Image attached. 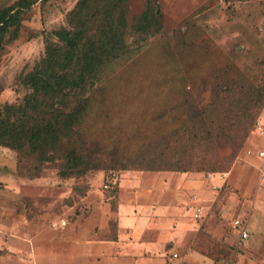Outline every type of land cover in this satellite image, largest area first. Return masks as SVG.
Returning <instances> with one entry per match:
<instances>
[{"label":"rangeland","instance_id":"374dc122","mask_svg":"<svg viewBox=\"0 0 264 264\" xmlns=\"http://www.w3.org/2000/svg\"><path fill=\"white\" fill-rule=\"evenodd\" d=\"M16 1L0 0V9ZM78 1L37 3L23 14L18 38L0 52L2 105L30 93L24 77ZM150 4L163 31L143 38L132 26ZM127 10L131 52L91 93L57 159L20 162L0 146V264H131L115 249L126 245L133 264H160L161 251L169 264H264V106L238 139L216 141L203 171L139 167L155 141L195 120L222 135L238 109L224 93L241 91L254 104L264 87V0H128ZM73 147L86 148L95 167L66 179L60 171Z\"/></svg>","mask_w":264,"mask_h":264},{"label":"trees","instance_id":"16d2710c","mask_svg":"<svg viewBox=\"0 0 264 264\" xmlns=\"http://www.w3.org/2000/svg\"><path fill=\"white\" fill-rule=\"evenodd\" d=\"M49 1L18 0L0 9V52L18 38L23 14L37 3ZM127 4L128 0H79L68 14V25L52 32L44 56L24 77L22 84L30 93L18 104L0 102V146L17 152L20 162L24 156L39 164L54 162L63 141L73 136L87 115L90 95L107 78L109 67L131 52ZM132 29L143 38L162 33L161 18L151 4ZM3 90L0 82V96ZM255 92L253 105L245 103L241 91L223 94V99L230 98L238 109L231 112L222 135L195 120L155 141L154 156L147 162L143 158L140 169L205 170V161L218 139L234 141L256 121L264 106V87ZM94 167L86 148L73 147L64 156L60 175L82 177Z\"/></svg>","mask_w":264,"mask_h":264},{"label":"crops","instance_id":"0c3cea01","mask_svg":"<svg viewBox=\"0 0 264 264\" xmlns=\"http://www.w3.org/2000/svg\"><path fill=\"white\" fill-rule=\"evenodd\" d=\"M120 214H121V210H120ZM121 217H123V215H121ZM121 217L119 218V230H120V234H119V236H122V233H121V230H122V224H121ZM155 217H156V213H155ZM155 220H156V218H155ZM156 227V226H155ZM123 228H126V226L125 227H123ZM118 241H120V243H119V245H121L122 243H123V240L121 239V238H118V240L117 241H115V243L116 242H118ZM161 245L162 246H164L165 245V242H162L161 243ZM125 248H128V246L126 245V246H124V248H123V250L122 249H120L118 246L117 247H115V249H116V252H121V253H123V252H125L126 254H127V256H126V258H125V261L127 262V261H129L131 264H133V263H135L136 261H137V255H135L134 253V257H132V258H129L130 256H128V255H130V253L131 252H129V251H126V249ZM161 250H162V248H161ZM132 254V255H133ZM160 254V256H161V258L159 257V259L161 260V262H160V264H169V262L167 261V260H165V258L163 257V255H162V251L159 253ZM157 258V257H156ZM106 264H121L120 262L118 263V262H111V261H109V262H106Z\"/></svg>","mask_w":264,"mask_h":264},{"label":"built area","instance_id":"2783aa9c","mask_svg":"<svg viewBox=\"0 0 264 264\" xmlns=\"http://www.w3.org/2000/svg\"><path fill=\"white\" fill-rule=\"evenodd\" d=\"M260 131H261V134L264 135V130L263 128H259ZM258 156L264 160V150H261L259 153H258ZM201 211H202V208L201 207H197L196 210H195V216L198 218L200 217L201 215ZM234 227L236 229H238L240 231V235H241V239H247L248 236H249V233H248V229L247 227L245 226V224L240 221V220H236L234 222Z\"/></svg>","mask_w":264,"mask_h":264}]
</instances>
